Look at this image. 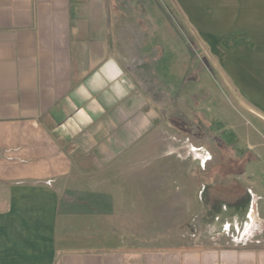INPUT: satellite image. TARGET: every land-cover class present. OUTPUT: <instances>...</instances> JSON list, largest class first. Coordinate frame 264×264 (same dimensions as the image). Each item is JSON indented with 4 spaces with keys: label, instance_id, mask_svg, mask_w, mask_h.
I'll list each match as a JSON object with an SVG mask.
<instances>
[{
    "label": "crops",
    "instance_id": "0c3cea01",
    "mask_svg": "<svg viewBox=\"0 0 264 264\" xmlns=\"http://www.w3.org/2000/svg\"><path fill=\"white\" fill-rule=\"evenodd\" d=\"M168 1L264 130V0ZM154 4L0 0V264H264V205L256 202L253 228L228 245L102 246L117 240L87 229L86 218L106 212L112 197L91 181L161 119L136 70L150 63L151 47L177 48L150 44V22L164 16ZM191 75L199 80L197 69ZM248 145L256 157L244 164L264 154Z\"/></svg>",
    "mask_w": 264,
    "mask_h": 264
},
{
    "label": "rangeland",
    "instance_id": "374dc122",
    "mask_svg": "<svg viewBox=\"0 0 264 264\" xmlns=\"http://www.w3.org/2000/svg\"><path fill=\"white\" fill-rule=\"evenodd\" d=\"M151 1L164 16L150 22V44L177 47L164 53L151 47L150 63L136 67L161 119L133 152L91 181L112 197L107 211H93L86 226L117 240L102 246L228 245L245 233L247 224L253 228L252 205L256 202L259 211L264 205V154L255 162H242L256 157L248 143L264 146V130L206 63L208 54L196 46L189 20L168 0ZM159 53L163 56L152 60ZM193 69L198 70L197 82L190 80ZM217 120L222 126L215 134L225 140L228 125L236 128L234 140L228 141L240 160L214 139L209 124Z\"/></svg>",
    "mask_w": 264,
    "mask_h": 264
},
{
    "label": "trees",
    "instance_id": "16d2710c",
    "mask_svg": "<svg viewBox=\"0 0 264 264\" xmlns=\"http://www.w3.org/2000/svg\"><path fill=\"white\" fill-rule=\"evenodd\" d=\"M221 126H222V123L219 121H210L209 127H210V130L213 132L214 139L219 141V143H222L221 144L222 147L230 148L232 151H234L236 160H240L239 156L237 155L238 149H232L235 147L233 146V144L231 145L230 142L228 141V139L234 140L233 133L229 132L227 129L224 130V135L227 134V136H225L226 138H228L227 140H225L223 136L215 134L216 129L220 128Z\"/></svg>",
    "mask_w": 264,
    "mask_h": 264
},
{
    "label": "water",
    "instance_id": "95a60500",
    "mask_svg": "<svg viewBox=\"0 0 264 264\" xmlns=\"http://www.w3.org/2000/svg\"><path fill=\"white\" fill-rule=\"evenodd\" d=\"M241 103V102H240ZM242 104V103H241ZM243 105V104H242ZM244 106V105H243ZM245 107V106H244ZM247 108V107H246ZM248 110L252 111L251 109L247 108ZM253 112V111H252ZM261 118L264 119V117L260 116Z\"/></svg>",
    "mask_w": 264,
    "mask_h": 264
}]
</instances>
